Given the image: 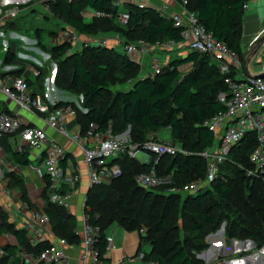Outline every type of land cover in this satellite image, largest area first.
Wrapping results in <instances>:
<instances>
[{"label":"trees","instance_id":"trees-1","mask_svg":"<svg viewBox=\"0 0 264 264\" xmlns=\"http://www.w3.org/2000/svg\"><path fill=\"white\" fill-rule=\"evenodd\" d=\"M175 1L183 3V0ZM186 1V8L197 13L199 21L216 39L242 56L245 0ZM33 3L34 0L20 7L26 8ZM44 3L82 36L116 34L126 44L138 41L153 45L170 40L183 42L182 30L175 27L171 17L162 14L156 7L142 6L132 0L124 4V11L130 15L126 26L118 23L120 10L112 0H45ZM89 10L110 16L96 17ZM6 24L16 29L15 19ZM35 32L37 36L42 33L40 28H35ZM69 48L67 43L54 45L51 56L58 65V82H64L65 89L83 95L82 106L87 111L77 109L76 116L82 125L81 135H85L92 123L101 131L111 125L117 135L130 127L131 142L140 145L148 139L158 140L155 133L169 128L171 141L187 152L161 159L159 173L172 174V180L156 189H145L134 179L136 174L150 169L154 155L148 163L123 157L120 159L123 173L119 178L88 189L85 213L88 223L100 229L95 249L104 263H108L105 256L107 232L114 224L122 225L130 232L138 231L140 242L136 254L145 252L143 261L138 264H204L196 258V254L209 248L207 237L224 222L226 238L252 240L255 248H262L264 176L247 175L252 169L250 154L256 143L253 135L232 149L229 160L222 165L219 177L211 188L185 197L169 191L172 187H181L206 175V159L201 153L214 145L215 134L204 123L225 110L226 106L218 100V96L220 93L228 94L225 79L236 78L234 67L229 64L228 73L223 72L220 64L208 54L189 51L170 59L156 77L141 78V65L125 52L91 45L68 53ZM16 58L15 49L4 56L5 63L9 64L15 63ZM67 61H70L71 68L69 79L62 75ZM23 72L24 68H19L3 73V76H21ZM42 76L43 71L34 79H27L30 86L36 85L44 97V87L38 84ZM111 76L128 87L111 91ZM67 104L60 101L56 106ZM149 134L153 137L150 138ZM13 156L19 164L30 163L27 150ZM62 167H66V162L62 163ZM8 175L9 172H6V177ZM8 186L21 188L23 183L13 177ZM78 186L79 183H76L74 187ZM67 190L69 187L65 185L63 191ZM43 197L44 210L54 234L66 239L70 245L80 244L81 239L75 233L79 225L76 215L65 207L51 203L47 199L46 188L43 189ZM142 227L146 229L144 234L140 233ZM6 232L13 235L17 243L0 245L4 254L0 264H32L25 262L21 252L34 259L35 264H45L37 259L50 246L49 241L32 244L27 228H15V224L9 221V215L0 208V237ZM146 247H149L148 251Z\"/></svg>","mask_w":264,"mask_h":264},{"label":"built area","instance_id":"built-area-1","mask_svg":"<svg viewBox=\"0 0 264 264\" xmlns=\"http://www.w3.org/2000/svg\"><path fill=\"white\" fill-rule=\"evenodd\" d=\"M3 0L0 5V39L2 41V53H8L11 46L17 41L31 43L33 51L39 53L40 58H32L29 55H24L17 52V57L24 60H32V63L37 64L36 67L44 66L46 61L51 59V55L36 47L37 43L33 38L27 36H20L13 31L5 30L4 24L13 20L15 17L23 14L25 8L20 7L22 2L18 4H10ZM42 4L46 5L44 3ZM47 1V0H46ZM55 1V0H48ZM71 1V0H70ZM136 4L146 6V4L139 2V0H132ZM255 0H245L243 9L247 12L252 2ZM116 7L121 5V1L113 2ZM187 1L183 0L181 4L182 10L180 12L167 13L168 6L166 4L158 8V10L174 21L175 27L182 30L183 44H185L189 51H197L199 53L208 54L215 61H217L223 72L228 73V66L237 67L241 65V56L239 53L233 51L227 44L215 38L212 32L208 31L206 27L199 21L197 13L191 12L186 8ZM89 13L96 17L110 16L100 11L89 10ZM129 13L127 11H120L117 19L121 26H126L129 20ZM84 38H92V36H82ZM98 37V36H97ZM88 39V40H89ZM88 40H82L79 33L69 27L63 29L54 39L55 45L69 44L68 53L76 52L77 43L83 46H91ZM12 42V43H11ZM98 46L115 48L121 46L124 52L130 56L134 54L147 53L150 54L149 66L142 69L141 78H154L158 75L163 65L155 55V51H166L176 46L182 45L174 40L165 43L151 44L145 41L124 43L117 37H101ZM36 47L37 49H35ZM27 58V59H26ZM5 60L0 59V70L9 72L17 69V67H7L4 65ZM31 64V63H30ZM36 67L30 69L29 66L24 67L31 71V78L40 75V70ZM225 83L228 88V94L220 93L218 100L222 102L226 108L218 112L211 119L207 120L204 125L208 126L215 134L214 145L201 153L206 159V175L191 183H187L181 187H172L169 191L180 193L184 195H194L200 191L211 188L212 183L217 180L222 169V165L229 160L232 149L240 144L244 139L255 137L256 143L250 154V162L252 169L248 170L247 175L253 177L264 176V77L260 75L249 76L243 79L226 77ZM0 91L5 97L10 99L17 107L33 116L40 117L45 126L54 129L60 135L68 137L79 148L83 156V164L86 169V175L89 180V186L99 184H108L113 180L119 178L123 171L120 159L127 156L132 159H137L141 162L153 163L147 172L138 173L134 179L137 185L145 189H156L161 185L169 184L172 180V174L161 175L158 166L164 156H175L178 153L186 154L179 145L174 144L171 140H154L148 139L144 143L138 145L132 143L130 140V127L122 134H114L111 125L106 130L101 131L98 126L92 123L89 129L86 130L85 135L80 133H71L67 129L69 120L76 118L77 109L84 112L86 108L82 106L83 95L79 99L66 100L67 105L56 106L60 99H55L51 96H42L36 85L30 86L25 75L5 76L0 82ZM19 133L25 149L29 153L30 166L40 176L43 181V187L46 188L47 199L59 206L65 207L71 211L72 196L75 189V184L80 183L82 174L80 167L68 161V152L66 148L55 140L47 142L48 134L44 127H39L36 124L26 122L23 120L18 112L13 113L5 110H0V135H10ZM128 135V136H125ZM148 153V160L138 159L139 153ZM65 158V159H64ZM66 162V167H62V163ZM8 170L0 164V186L3 195L9 196L11 193L2 185L6 178ZM67 185L69 190L63 191V187ZM87 196L82 200V221L75 229V233L80 237L81 242L78 245H70L66 239L57 237L50 225V220L44 209H32L30 218L26 227L28 235L32 244L41 241H49L50 246L45 248L38 257V261L45 264H67L69 246H78L79 260L81 264H106L100 258L98 250L95 249V244L99 240L100 229L94 227L86 222L85 208ZM145 227L140 229V233L144 234ZM236 240V239H235ZM106 253L114 248V239L111 235L106 236ZM239 241V240H238ZM222 242L220 241L221 245ZM238 247L245 246L242 241H239ZM256 252L251 259V264H259L262 261L264 254V246ZM211 251V250H210ZM208 255V252H205ZM22 252V257L26 263H31ZM145 252L141 251L128 260L132 263H141L144 259ZM252 257V258H253ZM218 257L214 261H218ZM248 260L229 261L227 264H248ZM214 263V262H210ZM208 263V264H210ZM153 264V263H149ZM223 264V263H216Z\"/></svg>","mask_w":264,"mask_h":264},{"label":"crops","instance_id":"crops-1","mask_svg":"<svg viewBox=\"0 0 264 264\" xmlns=\"http://www.w3.org/2000/svg\"><path fill=\"white\" fill-rule=\"evenodd\" d=\"M2 1L3 0H0V5ZM29 1L32 0H6L5 2H9L10 4H18ZM112 1L113 2L121 1L119 10L123 11L124 4L129 0H112ZM42 2L43 1L40 0L39 2H34L33 5L26 7L25 11H27L28 9H35L37 3L41 4ZM139 2H142L146 5L153 6L156 8H159L163 4H166L168 6L167 8L168 14L174 12H180L182 10L181 4L177 3L175 0H139ZM14 33L20 36H27L21 34V32H14ZM114 36H116L121 41V38L118 37V35L115 34ZM262 37H264V0H255L254 2H252L250 9L244 15L243 40L241 46L242 49L241 65L237 67L234 66V72L237 79H243L249 76H256L264 73V40L255 48L253 46V43H255V41H258ZM180 46L187 47L183 43ZM117 47L118 46H116L115 49ZM31 48L33 47L31 46ZM34 48L37 49L36 47ZM187 52H189V49L184 51L181 56H183ZM31 57L35 58L33 56ZM133 59L136 60L137 62L139 61L138 63L141 65L143 69L146 68L147 66L142 65L141 61L145 60L146 63L148 62L149 65L150 54L141 53L140 55L138 54L137 57H134ZM4 65L5 68L7 67H17V69L24 68L14 65V63L13 64L4 63ZM29 71L30 70L26 69V71H24L22 74L28 77ZM3 73H7V72L0 70V82L3 80L5 76H9V74L3 76ZM31 76L32 75H30V77ZM32 87H34V85ZM0 110H5L13 113L18 112L19 116L26 122L31 121L32 123L36 124L39 127H44L48 134L47 142L50 143V140H55L59 144L63 145L68 152L67 155L68 161L80 167L82 178L79 183V186L74 189V193L71 199L72 210L70 212L76 215L78 223L81 224L82 214H83L82 200L83 197L87 196V192L90 186H89L88 177L86 175V169L83 164V156L79 148L68 137H64L54 129H50L47 126H45V123L40 117L33 116L29 113L20 110L17 107V105L13 103L10 99L5 97L1 91H0ZM67 129L71 133L82 134V125L78 122L77 118H73L68 121ZM155 135L159 140H165L163 138H160L158 133H155ZM22 150H26V149L24 147V144L21 140L19 133H14L10 135H5V134L0 135V164H2L10 174L3 180L2 185L4 186V188H7L11 193L9 196L3 195L0 186V208L6 214L9 215V221L10 223L15 224V228H20L27 224L32 209H36L39 207H41L40 209H44V205H45L44 198L41 199L40 196L38 195L40 189H42V196H43L44 187H43L42 179L35 172L32 166H30L31 165L30 163L29 165L19 164L13 156L14 153H19ZM13 177L19 178L23 183V187L21 188L18 186L9 187L8 186L9 181ZM85 218H86V213H85ZM86 222H87V218H86ZM116 231L117 230H115L114 236L113 234L107 232V234L111 235L114 239V248L111 251L107 252L105 255L108 258L107 264H122L125 260H127V259H123L121 261L114 262L117 261L118 258H120V256L122 255V249L128 250V245L125 241L120 245L121 231H117V232ZM220 241L212 246L213 251H211L207 255L206 260L208 262L212 257H213V261L216 257H221V255H223L222 254L223 252H227L228 250H231V248L233 249V252H235L240 248L245 249L246 247L252 245V244H248L247 246L238 247L237 244L230 243L231 248H230V244L229 245L226 244L225 246L226 249L224 250L223 247H220V245H218L220 244ZM9 242L17 243L15 237L11 235L9 232H6L0 237V245L4 246ZM216 248L219 249L217 255H215L214 253ZM145 249L148 251L149 247H146ZM0 251L3 252L2 250ZM67 253H68L67 264H81L79 260L78 246H69ZM20 254L22 255V252ZM25 256L29 258L32 264L36 263L35 260L32 259L30 256L27 255ZM259 257L262 256H258V258ZM223 264H227V263H223Z\"/></svg>","mask_w":264,"mask_h":264},{"label":"rangeland","instance_id":"rangeland-1","mask_svg":"<svg viewBox=\"0 0 264 264\" xmlns=\"http://www.w3.org/2000/svg\"><path fill=\"white\" fill-rule=\"evenodd\" d=\"M34 2H39V0H34ZM42 4V3H41ZM37 3V6L35 7V9H28L27 11H23L22 17H18V18H14L17 22V26L16 29H13L12 26H10V24H4V29L8 30V31H13V32H21V34L27 35L29 38H33L37 45L36 47L38 49H41L44 52L49 53L50 55H52V48L55 45L54 43V39H56L57 35L60 33L61 30L63 29H68L70 26H68V24L65 22L64 18L57 14L54 13V11L49 8V5H41ZM164 5V4H163ZM33 10V11H32ZM13 19V20H14ZM88 20V19H87ZM35 28H40L41 29V34L38 36L36 35L35 32ZM115 34H110V35H104V36H98V37H92V38H84L82 37V35L79 34V37L82 40H88L87 42H90L92 45H97L98 46V42L101 39V37H106V38H111V37H116L114 36ZM12 43V42H11ZM2 44V41H1ZM32 44L31 43H25L23 41H17L15 42L12 46L11 49H15L16 50V56H17V52H21L24 55H29V56H33V57H37L40 58L39 53L36 50H32L29 49V47H31ZM83 45L81 43H77L76 47V51H81L84 47H82ZM110 46H107V49H109ZM188 49V47H183V46H176L170 50H166V51H155V55L157 57H159L163 67L167 65L168 61L171 58L174 57H181L182 53L184 51H186ZM1 50V47H0ZM116 50L118 52H124V49L120 46H118L116 48ZM7 54V53H6ZM5 53L0 52V59H2L5 55ZM138 54H134L132 55V57H137ZM23 58H16V61L14 63V65L16 66H20V67H27L29 66L30 69L33 67H36L37 64L35 62L32 63V60H24ZM27 59V58H26ZM105 61H110L109 59H105ZM139 62V61H138ZM5 63V62H4ZM31 63V64H30ZM142 65L145 66H149L148 62L146 63L145 60L141 61ZM112 66V70H113V65ZM188 67V66H187ZM186 67V68H187ZM40 70V72L43 71V76L42 78H40L39 81V85L42 84V86L44 87V94L45 96H51L54 97L55 99H60V101H66V100H72V99H79L81 97L80 94H75L73 92H71L72 90H68L67 88H64V82L60 81L58 82V76H59V69H58V65L57 62L52 58L49 61H46L44 63V66L40 67H36ZM71 71L70 68V61L66 62L65 68L62 71V75L66 78L69 79V73ZM142 72V70H141ZM31 72L29 71L28 73V77H30ZM68 85V83H67ZM109 87L110 90L113 92H116L118 90H125L128 85L125 83H121L118 82L117 80L114 79L113 76H111L110 78V82H109ZM159 137L163 138L165 140H170L171 139V132L169 128H163L161 129L159 132ZM128 136V135H125ZM149 137L152 138L153 134H149ZM178 145V144H176ZM180 146V145H179ZM138 159L140 160H148L149 159V154L145 153V152H141L138 154ZM41 199H43L44 197L42 196V189H40L39 194ZM182 197H185L184 194H181ZM41 208V207H39ZM86 218H87V222H88V215L86 214ZM226 225V222H224ZM222 223L221 226L219 227V229L222 228V225L224 224ZM218 229V230H219ZM115 230L117 231H121V240H120V245L125 241L128 245V250L126 249H122V255L120 256V258H118L117 261L114 262H118L121 261L123 259H127L125 260L122 264H138V263H132L130 262L128 259L130 257L135 256V254L137 253L138 247H139V234L138 231H127L122 225H118V224H114L112 225L109 230L108 233L115 234ZM217 230V231H218ZM116 231V232H117ZM217 231L211 233L208 237L207 240L211 238V235L214 234L211 238V244H209V248L206 250H203L202 252L196 254V258L198 260H201L204 264H208L209 262H214V263H210V264H216L218 263H224V262H231V261H242V260H248L247 262L251 261V259L254 260V257L250 258L251 255L256 254V252H258L259 250L257 248H255V246H248L245 249H238L235 252H233V249L231 248V244H230V248L231 250H228L227 252H223L221 255V257H218V261H213V257L209 260V262L206 260L207 259V255L205 254V252L207 250H211L213 251V245L217 244V242H219L221 240L222 244L220 245V247H223V249L225 250V238L227 237L224 233V235H221L219 233H217ZM219 245V244H218ZM217 245V247H218ZM146 250V249H145ZM149 250V249H148ZM218 248L215 249L214 253L215 255H217L218 252ZM202 254L203 258H200L198 255ZM3 252L0 251V258L3 256ZM19 256V255H18ZM21 257V255H20ZM262 262H264V254L262 255ZM248 264H251L250 262Z\"/></svg>","mask_w":264,"mask_h":264},{"label":"water","instance_id":"water-1","mask_svg":"<svg viewBox=\"0 0 264 264\" xmlns=\"http://www.w3.org/2000/svg\"><path fill=\"white\" fill-rule=\"evenodd\" d=\"M263 40H264V37H262V38L259 39L258 41H255V43H253L254 48H255L256 46H258ZM260 76L264 77V73L261 74ZM64 159H65V158H64ZM217 233H219V234H221V235H223V234L225 233V223L222 225V228L219 229V230L217 231ZM213 235H214V234L211 235V238H212ZM211 238L207 240V242H208L209 244H211ZM238 242H239V241H238V240H235V239L230 240L229 238H225V243H226L227 245H229L230 243H238ZM242 243H243L245 246H247L248 244L255 245V243H254L252 240H244V241H242ZM206 252L210 253L211 251H210V250H207ZM198 256H199L200 258H203V255H202V254H199ZM249 262H250V261H249ZM249 262H248V263H249ZM259 264H264V262L261 261V263H259Z\"/></svg>","mask_w":264,"mask_h":264}]
</instances>
